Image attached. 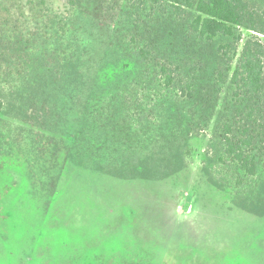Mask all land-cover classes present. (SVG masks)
<instances>
[{
  "label": "rangeland",
  "instance_id": "rangeland-1",
  "mask_svg": "<svg viewBox=\"0 0 264 264\" xmlns=\"http://www.w3.org/2000/svg\"><path fill=\"white\" fill-rule=\"evenodd\" d=\"M71 2L0 0V264H264V215L200 171L214 121L164 180L69 156L78 106L111 92L131 59L127 0ZM70 58L89 83L77 93Z\"/></svg>",
  "mask_w": 264,
  "mask_h": 264
},
{
  "label": "trees",
  "instance_id": "trees-1",
  "mask_svg": "<svg viewBox=\"0 0 264 264\" xmlns=\"http://www.w3.org/2000/svg\"><path fill=\"white\" fill-rule=\"evenodd\" d=\"M126 4L129 71L108 81L111 92L78 106L83 115L62 142L69 156L121 179L164 180L185 168L189 141L214 121L200 171L216 190L242 199L241 210L262 217L263 12L248 0ZM69 60L70 87L83 91L82 66Z\"/></svg>",
  "mask_w": 264,
  "mask_h": 264
}]
</instances>
